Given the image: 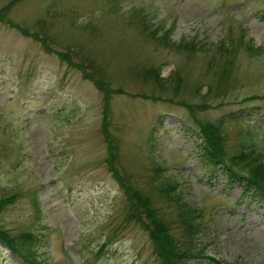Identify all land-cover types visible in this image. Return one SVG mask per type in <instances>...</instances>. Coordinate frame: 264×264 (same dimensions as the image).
<instances>
[{
	"label": "rangeland",
	"instance_id": "obj_1",
	"mask_svg": "<svg viewBox=\"0 0 264 264\" xmlns=\"http://www.w3.org/2000/svg\"><path fill=\"white\" fill-rule=\"evenodd\" d=\"M93 77L112 90L113 170ZM184 103L202 123L224 119L230 156L242 132L264 153V0H0V200L15 196L0 228L37 235L47 264H159L126 187L181 240L155 184L171 182L207 225V257L264 264V200L208 168ZM0 264L28 263L0 245Z\"/></svg>",
	"mask_w": 264,
	"mask_h": 264
},
{
	"label": "trees",
	"instance_id": "obj_2",
	"mask_svg": "<svg viewBox=\"0 0 264 264\" xmlns=\"http://www.w3.org/2000/svg\"><path fill=\"white\" fill-rule=\"evenodd\" d=\"M169 34L166 32L161 37V42L165 43ZM180 47L178 46V48ZM244 48L252 51L253 45L244 41ZM62 57L65 58L63 55ZM152 75L155 78V82H162L163 79L159 69H153ZM93 80L107 94L103 111L102 132L108 142L109 158L107 163L113 170L114 160L116 156L118 157L119 148L108 124L109 93L112 90L109 87L102 86L94 77ZM184 105L187 104L184 103ZM186 108L198 123L199 131L197 135L198 139L201 140V156L208 163V168L213 169L214 172L223 171L231 183L243 184V189L247 196L251 194L254 198L264 200V153L259 151L258 145L254 141L256 133H253L254 135L249 132L239 133L243 135L240 151L238 154L230 156L227 151V135L223 127L224 119L219 124L202 123L195 117V110L192 106L187 105ZM238 119L242 120L244 117L242 115L238 118L233 117L234 121H238ZM115 175L121 185L126 187L123 182L124 179L118 174ZM155 184L160 192L172 204H175L179 210V221L184 229V238L181 240H177L173 236L170 225L164 220L163 216H159L147 196L143 197L142 193H138L136 190L132 191L131 188L126 187V189L127 193L130 194V218L129 216L128 218L129 220H135L148 232L155 253L158 256L159 264H187L194 259L202 258L213 261L215 264H227L223 260L207 257L205 252L198 248L200 237L208 230L207 225L202 223L200 212L197 209L183 203L179 192L175 194L178 185L163 181H155ZM14 198L15 196H11L0 200V214ZM37 238V235L31 232H26L16 237L11 235L6 229L0 228V245L28 264H47L46 258L39 257L37 253Z\"/></svg>",
	"mask_w": 264,
	"mask_h": 264
}]
</instances>
